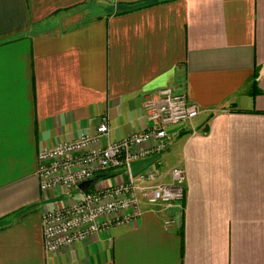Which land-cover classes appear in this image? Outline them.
<instances>
[{
  "label": "crops",
  "instance_id": "crops-1",
  "mask_svg": "<svg viewBox=\"0 0 264 264\" xmlns=\"http://www.w3.org/2000/svg\"><path fill=\"white\" fill-rule=\"evenodd\" d=\"M144 1L0 0V264H264V0ZM162 88L200 111L156 171L183 201L45 252L41 214L79 193L38 190V150L142 130Z\"/></svg>",
  "mask_w": 264,
  "mask_h": 264
},
{
  "label": "built area",
  "instance_id": "built-area-1",
  "mask_svg": "<svg viewBox=\"0 0 264 264\" xmlns=\"http://www.w3.org/2000/svg\"><path fill=\"white\" fill-rule=\"evenodd\" d=\"M145 109L147 126L118 141L98 145L108 134V123L103 117L95 135H83L38 150L35 169L38 190L79 193L69 204L41 214V240L45 252L60 251L105 233L111 227L134 222L146 205L166 207L183 201L184 175L180 168L170 169L171 183L163 185L155 182L157 172L153 165L156 162L134 178L130 177L128 166L163 153L171 130L188 125L200 111L184 94L169 88L159 89L155 100L147 102ZM107 171H120L126 175V180L104 188L94 184L85 193L77 189L80 183ZM169 225V220L163 223L164 228Z\"/></svg>",
  "mask_w": 264,
  "mask_h": 264
},
{
  "label": "water",
  "instance_id": "water-1",
  "mask_svg": "<svg viewBox=\"0 0 264 264\" xmlns=\"http://www.w3.org/2000/svg\"><path fill=\"white\" fill-rule=\"evenodd\" d=\"M160 155H155L149 159L140 160L137 162L130 163L128 166V172L131 178L136 177L139 173H141L144 169L151 166L155 162L159 160ZM98 181V176H94L92 179L82 182L77 186V189L85 193L87 189L94 185Z\"/></svg>",
  "mask_w": 264,
  "mask_h": 264
},
{
  "label": "trees",
  "instance_id": "trees-1",
  "mask_svg": "<svg viewBox=\"0 0 264 264\" xmlns=\"http://www.w3.org/2000/svg\"><path fill=\"white\" fill-rule=\"evenodd\" d=\"M158 2H160L159 0H146L144 2H142L140 4L139 7L137 6H134L132 8V10H135V9H139V8H142V7H149V6H153L155 4H157ZM122 13H125V12H116V14H122ZM114 171H107L105 173H103L101 176L97 175L98 176V179L100 178H112L113 176H115L116 174L113 173Z\"/></svg>",
  "mask_w": 264,
  "mask_h": 264
},
{
  "label": "rangeland",
  "instance_id": "rangeland-1",
  "mask_svg": "<svg viewBox=\"0 0 264 264\" xmlns=\"http://www.w3.org/2000/svg\"><path fill=\"white\" fill-rule=\"evenodd\" d=\"M161 155V154H160ZM167 164L165 161H164V156H162L154 165H153V169H155L157 172H158V165H161L163 164L164 165ZM162 166V165H161ZM160 171V169H159ZM100 181L96 182L95 184H98ZM134 184H137L136 180H133Z\"/></svg>",
  "mask_w": 264,
  "mask_h": 264
}]
</instances>
